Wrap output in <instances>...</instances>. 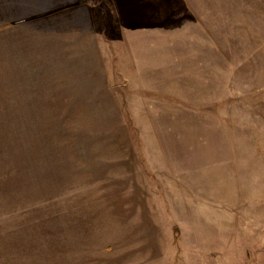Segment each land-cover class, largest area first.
I'll return each mask as SVG.
<instances>
[{
  "label": "rangeland",
  "instance_id": "obj_1",
  "mask_svg": "<svg viewBox=\"0 0 264 264\" xmlns=\"http://www.w3.org/2000/svg\"><path fill=\"white\" fill-rule=\"evenodd\" d=\"M197 241L264 264V0H0V264Z\"/></svg>",
  "mask_w": 264,
  "mask_h": 264
},
{
  "label": "crops",
  "instance_id": "obj_2",
  "mask_svg": "<svg viewBox=\"0 0 264 264\" xmlns=\"http://www.w3.org/2000/svg\"><path fill=\"white\" fill-rule=\"evenodd\" d=\"M197 246L193 247L198 249V257L195 254L196 264H202L201 262V252H202V243L201 241H197ZM150 251L146 252V256H135V257H120V258H106V259H99L98 264H177V261H171L169 258L166 257H155L152 256L154 253H149ZM152 254V255H151ZM142 255V254H141ZM151 255V256H150ZM185 261V260H184ZM181 264V263H180ZM182 264H187V261Z\"/></svg>",
  "mask_w": 264,
  "mask_h": 264
}]
</instances>
